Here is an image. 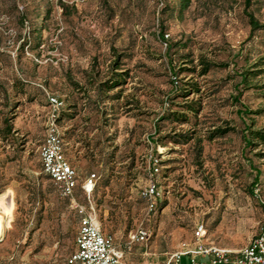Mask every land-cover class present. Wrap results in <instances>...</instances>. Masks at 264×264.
<instances>
[{
	"label": "rangeland",
	"instance_id": "obj_1",
	"mask_svg": "<svg viewBox=\"0 0 264 264\" xmlns=\"http://www.w3.org/2000/svg\"><path fill=\"white\" fill-rule=\"evenodd\" d=\"M175 1L0 0V196L7 192L12 207L10 214L0 210V264H54L74 251L81 215L40 158L48 92L66 104L61 125L65 154L78 172L76 198L94 206L126 258L141 264L144 251L171 248L201 221L213 240L236 249L258 233L264 29L252 31L245 0H193L184 13L171 9ZM252 2L248 12L263 24L264 0ZM163 32L177 44L172 56L165 55ZM115 52L123 54L117 72L125 82L102 91ZM202 58L218 64L204 76ZM194 66L197 72L180 69ZM193 83L200 92L177 96ZM192 99L202 103L197 124L160 120ZM218 126L235 130L209 140ZM174 128L194 130L195 139L159 143ZM150 154L162 160L161 205L153 213L140 197ZM92 173L98 179L90 203L82 185ZM141 223L150 239L129 244Z\"/></svg>",
	"mask_w": 264,
	"mask_h": 264
},
{
	"label": "built area",
	"instance_id": "obj_2",
	"mask_svg": "<svg viewBox=\"0 0 264 264\" xmlns=\"http://www.w3.org/2000/svg\"><path fill=\"white\" fill-rule=\"evenodd\" d=\"M49 106L46 112V130L40 145V158L43 171L55 183L58 193L69 198L81 215L80 227L76 237V250L68 259L69 264H127L124 261V252L120 249L113 236L103 231L95 208L79 203L76 198V189L79 185L78 172L65 154V139L63 138L62 125L59 116L65 107V101L54 93L48 92ZM162 171V160L159 156L150 154L147 166V180L140 188V196L145 203L148 213L157 210L162 189L159 176ZM97 174H90L82 185L91 203ZM208 233L204 222L196 225L194 230V245L189 244L174 252L172 261L180 263L184 256H190L192 264H196L199 256H208V264H264V221L259 232L240 250L234 251L215 244H207L205 237ZM151 233L149 229L140 224L132 233L131 239L147 242ZM3 238L0 237V241Z\"/></svg>",
	"mask_w": 264,
	"mask_h": 264
},
{
	"label": "trees",
	"instance_id": "obj_3",
	"mask_svg": "<svg viewBox=\"0 0 264 264\" xmlns=\"http://www.w3.org/2000/svg\"><path fill=\"white\" fill-rule=\"evenodd\" d=\"M192 3H193V0H176L174 2L173 6L171 7V9L172 10L178 9L179 12L184 13L185 11L190 9ZM252 3H253L252 0H245V7L247 9L246 14L248 15L249 20H250V24L252 25V31L264 29V23L261 24L259 22V20L256 19V17L254 16V14L252 12H248V8L252 5ZM41 31H42V29H39L37 34L39 35L41 33ZM161 38L167 44L165 55L166 56H172L173 48L177 44L169 42V40H167L165 38L164 32L162 33ZM122 58H123V54L115 52L114 61H113V65H112L114 72L110 78H108L107 80H105L99 84V87L102 91L113 90L125 82V78H124L125 74H123L124 72H117V70L120 69V67L122 65V61H121ZM169 59H172V58H169ZM199 65L201 66V69L199 71L197 70V68L195 66L192 68H180V69H182V70L187 69V70L194 71V72L198 71L199 75L204 76V75L208 74L213 68L218 66V64L211 62L209 60H206L204 58L200 59ZM182 70H180V71H182ZM191 91L192 92H200L201 90H200L197 83H193L191 85L190 89L185 88V90H181L179 92V94H177V96L186 98L190 95ZM47 102H48V98H47ZM176 105L180 106V108L179 109H175L173 107L168 108L164 112V114L160 117V120L161 121H170L171 123H178V124L192 123V122L196 121L193 124H197L198 115L200 114V112L203 109L200 99L185 100V102L180 103V104H176ZM48 106H49V102H48L47 107ZM64 109H65V107L63 108L62 112L64 111ZM62 112L59 116V123L60 124H61V119H62ZM11 128H12V126L9 124L8 131H11ZM158 128L160 129L161 126H159ZM234 130H235V128H233V127L218 126V127L211 129L208 132L207 138L209 140H214L216 138L224 137L229 132L234 131ZM63 138H64V132H63ZM193 139H195L194 130H191L188 128L186 130L176 131V129L174 128V129L170 130L169 132H166L165 134L161 135V137L159 138V143L163 144L164 146L168 145L169 143H174L176 145H180V144H188ZM198 141L199 140H197V142ZM197 142H195V143H197ZM200 154H202V148L200 149ZM161 174H162V171H161ZM161 174H160V176H161ZM46 175L50 178V176L48 174H46ZM50 180H51V178H50ZM146 180H147V177H146ZM146 180H145V182H146ZM253 183H257V180L255 179ZM54 185H55V183H54ZM55 187H56V185H55ZM95 189H96V186H95ZM95 189H94V191H95ZM249 193L251 195H254L253 190L252 191L250 190ZM160 205H161V200L158 201L157 210L159 209ZM206 226H207V224H206ZM207 229H208V227H207Z\"/></svg>",
	"mask_w": 264,
	"mask_h": 264
},
{
	"label": "crops",
	"instance_id": "obj_4",
	"mask_svg": "<svg viewBox=\"0 0 264 264\" xmlns=\"http://www.w3.org/2000/svg\"><path fill=\"white\" fill-rule=\"evenodd\" d=\"M201 222H203V221H201ZM198 223H200V222H198ZM196 225L194 227V230L196 228ZM79 227H80V220H79V223H78V228H77L76 236L74 237V239L71 238V240H70V242H73L74 243V251L76 250V247H77V245H76V237L78 235ZM194 230L193 231H190L189 230V235L187 236L186 239H183L181 241H179L178 239H176L173 242L171 248H169V249L168 248L167 249H163L159 254H157V253H151L148 250L144 251L143 252L144 260L142 261L141 264H177L174 261H172V255H173L174 252L180 250L183 247L184 244H189V247L190 248L194 245V240H195V238H194ZM103 231H104V229H103ZM105 233L106 234H109L107 232H105ZM109 235L113 236L112 234H109ZM114 240H115V238H114ZM128 242H129V244H132V243H140V244H143L144 243V242H141V241L132 240L131 239V233L128 236ZM205 242L207 244H215V245H218V246H221V247H225V248H228V249L234 250V251L240 250V249H236L234 246H229V245L225 244L222 240H213L211 238V236L209 235V231H208V233H207V235L205 237ZM115 243H116V240H115ZM117 246L119 247V245H117ZM74 251H72L67 257L66 256L65 257L62 256L64 258L61 261L58 258H54L53 263L56 264V262H61V264H69L68 263V259H69V257L71 256V254ZM12 258H14V256ZM33 259H35V260L43 259V256H36ZM209 260H210V258L208 256H199L198 257V261H197L196 264H208L209 263ZM124 261L127 264H136L135 261H131L130 259L126 258L125 254H124ZM41 263H42V260H41ZM22 264H26V263L22 262ZM178 264H192V262L190 260V256H184L182 258L181 262L178 263Z\"/></svg>",
	"mask_w": 264,
	"mask_h": 264
},
{
	"label": "bare ground",
	"instance_id": "obj_5",
	"mask_svg": "<svg viewBox=\"0 0 264 264\" xmlns=\"http://www.w3.org/2000/svg\"><path fill=\"white\" fill-rule=\"evenodd\" d=\"M1 198H2L3 200H2ZM9 202H11V198H10L9 194H8L7 192L4 193V194H2V195L0 196V210H1V209H2V210H5L6 213L10 214L11 211H12V207H11V203H9ZM3 205H4V206L6 205V208H5V209H4ZM2 233H3V232L0 233V237L3 238V234H2ZM2 240H4V238H3Z\"/></svg>",
	"mask_w": 264,
	"mask_h": 264
}]
</instances>
